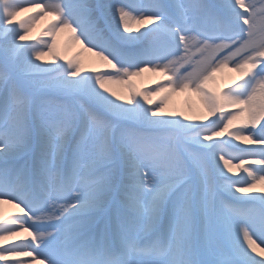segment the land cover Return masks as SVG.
Listing matches in <instances>:
<instances>
[{
  "label": "snow or ice",
  "instance_id": "obj_1",
  "mask_svg": "<svg viewBox=\"0 0 264 264\" xmlns=\"http://www.w3.org/2000/svg\"><path fill=\"white\" fill-rule=\"evenodd\" d=\"M4 203L0 264H264V0H0Z\"/></svg>",
  "mask_w": 264,
  "mask_h": 264
},
{
  "label": "bare ground",
  "instance_id": "obj_2",
  "mask_svg": "<svg viewBox=\"0 0 264 264\" xmlns=\"http://www.w3.org/2000/svg\"><path fill=\"white\" fill-rule=\"evenodd\" d=\"M40 2H43V0H40ZM38 11V10H34ZM22 15H29V13H24ZM53 18L51 16H43V18H38L35 22V28L33 29V32L31 35L39 37L43 31L46 30L47 26H49V22ZM131 27L135 29H140L141 25H139L136 22H131ZM59 46L60 50L64 55H67L69 57L75 55L76 53H80L81 59L84 61L85 68L91 69L94 67H102L103 61L100 60L99 57L95 56L94 53L87 51L83 45H81L78 42L71 41L69 39V33L67 30L65 32H62L59 37ZM238 73L231 72L230 69H225L224 72L217 73L216 81L214 82V86L220 89L225 88L226 86H229L231 84L232 78H238ZM162 73L159 72H152V71H146L141 76L134 77L133 81L137 88L143 90L145 88H154V81H161L162 82ZM113 88V90L120 92L121 94H127L128 86L127 85H121V84H111L109 85ZM190 105H199V99L196 93L194 92H176L173 93L169 102H168V109L167 110H175L177 112L179 111H185L192 114L193 109L190 108ZM245 159H249L248 157H245ZM239 161H234V165L238 163ZM244 175V172L242 169H238L236 172V175L234 178H240ZM243 186V185H241ZM5 200H10V197L4 198ZM18 203V202H17ZM16 208V209H15ZM20 213V209L15 206L13 203H4L3 205H0V217H3L5 219H0V225H3L7 218L13 217L15 214L13 213ZM27 233H20L19 236H12L9 237L6 241L3 242V245L0 246H6L9 243L12 242H20L21 239L26 237ZM254 239H256L254 237ZM257 245L259 247H264V245H260L259 240L256 241ZM15 259V258H10ZM27 260V258H24Z\"/></svg>",
  "mask_w": 264,
  "mask_h": 264
},
{
  "label": "rangeland",
  "instance_id": "obj_3",
  "mask_svg": "<svg viewBox=\"0 0 264 264\" xmlns=\"http://www.w3.org/2000/svg\"><path fill=\"white\" fill-rule=\"evenodd\" d=\"M228 151H229V152H233V151H236V149H234V148H228ZM15 209H16V208H15ZM13 214L16 215V214H20V213H18V212L16 213V211H15V213H13Z\"/></svg>",
  "mask_w": 264,
  "mask_h": 264
}]
</instances>
